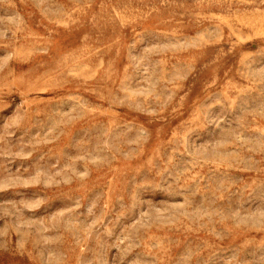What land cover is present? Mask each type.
I'll use <instances>...</instances> for the list:
<instances>
[{
    "label": "rangeland",
    "instance_id": "obj_1",
    "mask_svg": "<svg viewBox=\"0 0 264 264\" xmlns=\"http://www.w3.org/2000/svg\"><path fill=\"white\" fill-rule=\"evenodd\" d=\"M0 264H264V0H0Z\"/></svg>",
    "mask_w": 264,
    "mask_h": 264
}]
</instances>
